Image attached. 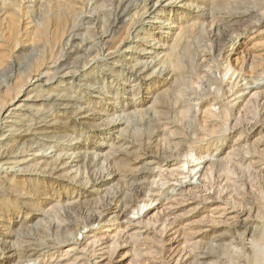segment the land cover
<instances>
[{
  "label": "rangeland",
  "instance_id": "374dc122",
  "mask_svg": "<svg viewBox=\"0 0 264 264\" xmlns=\"http://www.w3.org/2000/svg\"><path fill=\"white\" fill-rule=\"evenodd\" d=\"M234 32L248 37L231 66L264 61V0H0V264L250 252L264 229V76L219 112L211 101ZM192 142L194 171L168 166L156 182L158 161Z\"/></svg>",
  "mask_w": 264,
  "mask_h": 264
},
{
  "label": "bare ground",
  "instance_id": "6f19581e",
  "mask_svg": "<svg viewBox=\"0 0 264 264\" xmlns=\"http://www.w3.org/2000/svg\"><path fill=\"white\" fill-rule=\"evenodd\" d=\"M118 14H119V11H116V16ZM243 15L244 14H242L240 12H235V13L229 14V17H238L239 18V17H243ZM64 34H66V33H64ZM120 37L121 36H119L118 39H120ZM245 37H248V35L244 34L243 38H240V35L238 32H234V33L230 34L228 36V38L225 39L223 46H222V49L220 51V66L219 67L222 68L223 63H225V66L222 69L223 75L221 78L222 79L221 80V86L218 88L217 87H215V88H216V92L221 91V94L219 95L218 93H216L211 98L213 105L217 106L218 112L220 110V106L224 105L226 107V104L229 101V97L234 96L240 92V90H238L240 84H248L249 82L252 81L253 78H262L264 76V61H260L259 63H255L254 61L251 60L250 62L248 61L249 63L245 62V63H242L241 65H237V66H231L229 64V59H230L229 53L234 52L237 49V47L241 43L244 42L243 39ZM118 39H116L115 41H117ZM58 45L61 46V44H58ZM178 45H179V47L181 46L180 43L177 44V46ZM60 46H58V47H60ZM111 47H112L111 45H108L107 48H105V49H107L109 52V49ZM197 54L199 57V55L201 54L200 51ZM177 64L179 66V63H177ZM179 68L181 69L182 67L180 66ZM28 74H29V76H27V77H29L30 79L31 78L33 79V78L37 77L38 75H40L41 71H40L39 67H37L36 69H33V71L32 70L29 71ZM193 78H194V76H192V79ZM5 104L6 103H0V112L5 107ZM226 116L228 118V111L226 113ZM202 119H203L204 124L208 123V121H207L208 119L206 117H203ZM216 123H217L216 121L210 120L208 123V126L209 127L215 126ZM210 129L211 128H209L208 131L210 132V134H212L213 129L212 130H210ZM193 144H194V142H192L191 145L184 146V148L187 149L186 156L184 158L178 157V154H177V156L162 159V160L158 161L156 166L154 165L155 169H157L159 171V173H156L155 175H153V177H155L156 182H157V180H158V182L159 181H161V182H163V181L167 182L168 181L166 177L161 176L162 172H164L165 168L168 166H176L178 169L181 170V174L184 173V171H187L188 174L190 175L194 171V167H192L190 164L195 162V161L202 159L204 156H203V153L201 152V150H199L198 147L196 145H193ZM0 157H1V155H0ZM235 163L238 164L239 161L233 162L232 164L235 165ZM224 179H225L224 176H219L218 183L220 184V182ZM209 182H211V180ZM154 184H155L154 186L147 187L145 190L143 189V191L140 192L143 194V197H142L143 200L142 201H146V203L148 201H152L154 199V197L156 196V193L158 194V192L160 191V189H159L160 186H158L157 183H154ZM211 190H212V186L209 190V193H211ZM137 207H139V205H137ZM139 209H140V211L142 210L141 206ZM91 219H93V218H91ZM159 235H160L159 238H162L163 234L160 233ZM221 244H223V243H221ZM221 244L220 243L219 244H210V246H208L205 250L201 251L197 257L201 258V260L205 259V258H209V257H217L218 258V257H221L222 255H224L226 253V255H228L229 260H226L225 262L222 261L221 264H264V254H263V252H261V249H264V229H261V232H260L259 236L256 237L255 241H251V244H253L254 248L252 250H250V252H248L247 254L242 252V253H238L236 255H233V253L231 251H228V249H225L223 247V245H221ZM244 244H245V242H244ZM167 249H168V247L166 246V244L160 245V252H161L160 257L161 258H164ZM165 257H166V259L170 258V253L167 254V256H165Z\"/></svg>",
  "mask_w": 264,
  "mask_h": 264
}]
</instances>
